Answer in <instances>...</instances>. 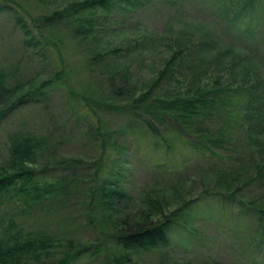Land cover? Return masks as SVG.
<instances>
[{
	"label": "rangeland",
	"instance_id": "obj_1",
	"mask_svg": "<svg viewBox=\"0 0 264 264\" xmlns=\"http://www.w3.org/2000/svg\"><path fill=\"white\" fill-rule=\"evenodd\" d=\"M7 1L10 2L0 0V3ZM51 1L11 0L29 28L28 39L32 37V40L28 43L24 42V33L14 15L0 12V75H4L3 83L6 86L27 79L38 82L37 78L44 79L53 72L64 71L58 82L43 89L44 97L37 100L30 98L0 121L2 167L6 168L10 141L16 135H30L42 142L43 149L36 151L38 157L35 166L44 164L47 154L56 157H92L91 136L96 128L100 131L118 130L129 121L121 114L99 107V100L102 101L107 91L104 66L111 65V69L115 67L129 72L132 81L143 84V87L156 75L155 69L162 66V59L170 55L171 50L165 45L173 40L169 36V41L166 40L169 30L182 28L190 31L189 34L197 35L203 27L207 29L213 26L222 46L231 47L242 57L248 54L261 64L264 79V0H258L254 10L243 12L239 19L234 16L242 0L114 3L108 10L98 8L94 11L92 32L82 41L72 38L66 27L48 28L33 23L34 18L51 11L61 2L71 0ZM83 15L81 13L79 17ZM146 37L150 38L147 43ZM183 38L186 39L187 34ZM134 40L146 44L145 48L140 52L132 48ZM94 54L103 55L91 60ZM197 61L195 59L194 63ZM203 67L206 68V65ZM216 67L211 63V70ZM188 70L185 68L187 75L190 74ZM176 84L173 79L162 81L159 90L171 89ZM231 122L234 125L235 122ZM237 125L231 129L229 141L211 155L191 152L178 142L166 147L155 142L149 134L134 133L130 129L116 134L114 139L127 148L123 158L132 168L131 175L124 179L128 192L139 196L147 190L168 187L183 180L182 186L186 188L188 196H194L202 190L200 177H204L210 169L245 166L251 160V151L247 146L246 131ZM160 129L164 133L163 128ZM253 149L255 154H264V147L260 151L255 147ZM48 176L37 183L43 184ZM52 176L58 175L54 172ZM258 194L250 183L243 185L240 191L243 199ZM32 195L34 193L28 196L15 189L0 194V236L1 230L6 229L7 233L16 236L13 239L16 241L41 238L44 241V246H39L37 242L39 258L33 257L32 251L22 252L21 264L51 263L61 257L66 251L64 237L81 241L96 237L82 218L74 219L80 209L77 202L81 198L72 196L60 201L53 197L45 198L44 202L29 201ZM232 212L219 204L204 205L189 225L195 229L194 233L184 226H176L170 232L167 247L158 252L127 250L128 263L261 264L245 248V234L250 232L252 220L239 218ZM110 245H103L93 256L83 255L78 262L108 264L111 258L113 263L112 255L116 249L110 248Z\"/></svg>",
	"mask_w": 264,
	"mask_h": 264
},
{
	"label": "trees",
	"instance_id": "obj_2",
	"mask_svg": "<svg viewBox=\"0 0 264 264\" xmlns=\"http://www.w3.org/2000/svg\"><path fill=\"white\" fill-rule=\"evenodd\" d=\"M40 1L52 3L51 0ZM143 1L147 0H71L61 2L51 11L34 18L33 23L48 28L66 27L72 38L82 41L92 32L96 9L108 10L114 3L128 5L134 2L142 4ZM257 1L242 0L234 17L239 19L243 12L254 10ZM2 11L14 15L24 33V42H30L29 28L11 0L0 3ZM81 13L84 15L79 17ZM189 33L182 28L169 30L166 40L169 41L167 36L173 40L165 45L170 48V55L162 59V66L155 69L156 75L143 87V84L132 81L129 72L115 67L111 69V65L104 66L107 91L102 101L99 100L102 105L99 107L121 114L129 121L118 130L100 131L96 128L91 136L92 157L47 154L44 164L35 166L36 151L43 149L42 142L30 135L11 138L6 168L0 166V194L15 189L28 196L34 193L29 201L42 202L53 197L60 201L72 196L81 198L77 202L80 209L74 219L82 218L96 235L94 239L85 241L64 237L66 251L45 264H80L78 261L83 255L93 256L107 243L116 249L112 255L114 262L110 258L108 264H129L127 250L158 252L167 247L170 232L176 226H184L194 233L190 223L204 205L212 203L232 210L239 218L252 220L250 235L245 234V248L264 264V154H255L253 149L260 151L264 147L262 66L254 57L248 54L242 57L231 47L222 46L213 26L203 27L197 35ZM149 39L146 37L145 43ZM145 46L134 40L132 48L140 52ZM101 55L94 54L91 60ZM195 59L197 63H194ZM211 63L217 65L214 70H211ZM185 68H189V75ZM63 75L64 71L58 70L47 78H37L38 82L27 79L12 86H6L4 75H0V121L30 98L44 97L43 89L54 85ZM170 79L176 81V86L159 90L160 83ZM231 121L235 122L234 125ZM235 125L246 131L247 146L251 151V160L245 166L210 169L200 177L202 190L194 196H188L182 186L183 180L168 187L147 190L139 196L128 192L124 179L131 175L132 168L123 158L127 148L114 139L116 134L130 129L134 133H147L166 147L178 142L191 152L211 155L229 141L230 131ZM54 172L58 176H52ZM46 176L48 180L45 179L43 184L37 183ZM249 183L259 194L243 199L240 191ZM1 232L0 264H21L22 252L32 251V256L39 258L36 247L37 242L44 246L43 238L20 242L13 240L16 236L7 233L6 229Z\"/></svg>",
	"mask_w": 264,
	"mask_h": 264
}]
</instances>
